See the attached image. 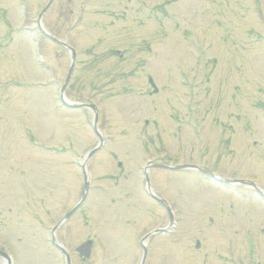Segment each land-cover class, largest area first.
<instances>
[{
  "label": "rangeland",
  "instance_id": "obj_1",
  "mask_svg": "<svg viewBox=\"0 0 264 264\" xmlns=\"http://www.w3.org/2000/svg\"><path fill=\"white\" fill-rule=\"evenodd\" d=\"M47 2L0 0V248L65 264L55 231L72 264H264L243 180L264 191V0Z\"/></svg>",
  "mask_w": 264,
  "mask_h": 264
},
{
  "label": "water",
  "instance_id": "obj_2",
  "mask_svg": "<svg viewBox=\"0 0 264 264\" xmlns=\"http://www.w3.org/2000/svg\"><path fill=\"white\" fill-rule=\"evenodd\" d=\"M85 247L87 248V252H81L82 254H85L86 256H88L89 255V247H90V243H87L86 245H85Z\"/></svg>",
  "mask_w": 264,
  "mask_h": 264
}]
</instances>
